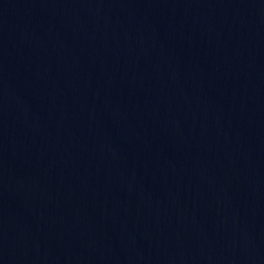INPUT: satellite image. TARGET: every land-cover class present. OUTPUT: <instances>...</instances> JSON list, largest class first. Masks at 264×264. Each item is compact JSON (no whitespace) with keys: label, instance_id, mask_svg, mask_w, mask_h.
Wrapping results in <instances>:
<instances>
[{"label":"water","instance_id":"95a60500","mask_svg":"<svg viewBox=\"0 0 264 264\" xmlns=\"http://www.w3.org/2000/svg\"><path fill=\"white\" fill-rule=\"evenodd\" d=\"M0 264H264V0H0Z\"/></svg>","mask_w":264,"mask_h":264}]
</instances>
